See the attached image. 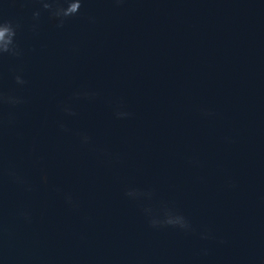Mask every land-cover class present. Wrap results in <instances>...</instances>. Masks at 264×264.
I'll return each instance as SVG.
<instances>
[{
	"label": "water",
	"instance_id": "1",
	"mask_svg": "<svg viewBox=\"0 0 264 264\" xmlns=\"http://www.w3.org/2000/svg\"><path fill=\"white\" fill-rule=\"evenodd\" d=\"M60 7L0 0V264H264V0Z\"/></svg>",
	"mask_w": 264,
	"mask_h": 264
},
{
	"label": "clouds",
	"instance_id": "2",
	"mask_svg": "<svg viewBox=\"0 0 264 264\" xmlns=\"http://www.w3.org/2000/svg\"><path fill=\"white\" fill-rule=\"evenodd\" d=\"M81 6L82 0H75L74 3L73 0H67V7L58 8L56 14L64 17H69L78 13ZM45 7H50V5L46 4ZM3 25H5V27L0 29V40H4L6 38V35L9 34V32L11 33L9 39H11V37H14L15 29L12 27L11 22H5ZM5 51H7V49Z\"/></svg>",
	"mask_w": 264,
	"mask_h": 264
}]
</instances>
